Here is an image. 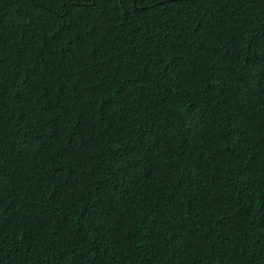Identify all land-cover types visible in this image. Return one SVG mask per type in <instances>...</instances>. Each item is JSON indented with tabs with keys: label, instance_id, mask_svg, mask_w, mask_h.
I'll return each instance as SVG.
<instances>
[{
	"label": "trees",
	"instance_id": "trees-1",
	"mask_svg": "<svg viewBox=\"0 0 264 264\" xmlns=\"http://www.w3.org/2000/svg\"><path fill=\"white\" fill-rule=\"evenodd\" d=\"M0 264H264V0H0Z\"/></svg>",
	"mask_w": 264,
	"mask_h": 264
}]
</instances>
